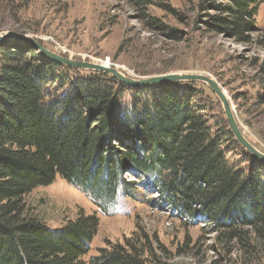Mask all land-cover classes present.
Here are the masks:
<instances>
[{
	"label": "trees",
	"instance_id": "16d2710c",
	"mask_svg": "<svg viewBox=\"0 0 264 264\" xmlns=\"http://www.w3.org/2000/svg\"><path fill=\"white\" fill-rule=\"evenodd\" d=\"M217 8L213 28L244 37L258 0ZM67 70L26 41L0 43V264H156L141 239L86 257L99 224L95 213L58 227L27 217L24 197L56 177L89 194L102 212L122 187L119 176L131 170L154 176L164 201L188 218L200 214L230 227L245 210L264 219L257 169L248 174L227 162L191 82L133 86L156 93L126 110L118 92L127 84L105 72L68 77L61 81L67 91L57 95L53 86Z\"/></svg>",
	"mask_w": 264,
	"mask_h": 264
},
{
	"label": "rangeland",
	"instance_id": "374dc122",
	"mask_svg": "<svg viewBox=\"0 0 264 264\" xmlns=\"http://www.w3.org/2000/svg\"><path fill=\"white\" fill-rule=\"evenodd\" d=\"M228 3L0 0V35L30 36L58 55L109 64L135 80L169 74L210 75L230 98L244 137L264 154V0H258L250 29L241 32L244 37L213 28L212 19L221 14L217 6ZM71 69L54 84L57 95L68 88L61 81L89 71ZM188 85L193 100L205 107L213 131L222 137L227 162L248 174L256 168L264 190V159L250 155L232 133L229 139L223 106L207 85L199 81ZM140 91L125 85L118 92L119 107L132 110L135 103L156 93V89L149 94ZM152 177L125 170L119 176L122 187L105 212L89 194L56 177L50 185L37 187L24 197L25 215L58 227L95 213L99 224L86 257L117 243L124 245L127 239H141L146 243V255L156 264H264V219L245 210L229 221L230 227L200 214L188 218L164 201ZM259 201L264 204V195Z\"/></svg>",
	"mask_w": 264,
	"mask_h": 264
},
{
	"label": "water",
	"instance_id": "95a60500",
	"mask_svg": "<svg viewBox=\"0 0 264 264\" xmlns=\"http://www.w3.org/2000/svg\"><path fill=\"white\" fill-rule=\"evenodd\" d=\"M21 40L26 41L30 43L34 49L39 51L40 53L44 54L45 56L49 57L50 59L69 66L74 69H81V70H89V71H98V72H105L113 77L120 80L122 83L127 85H133V86H154L161 83L166 82H192V81H199L201 83H204L207 85L212 93L216 96V98L220 101V103L223 106L224 114L226 123L228 125L229 130L233 134L235 140L251 155L255 156L259 159H264V154L258 151L254 146H252L247 139L244 137L242 131L240 130L237 121L234 116L233 108L230 103V98L227 96L226 92L220 85V83L213 78L210 75L207 74H195V73H184V74H169V75H163L159 77H151L148 79H139L135 80L128 76H126L124 73H122L120 70L116 69L115 67H108L104 66L101 63H92L87 61H74L70 58H66L65 56L58 55L47 48H45L41 43L34 40L30 36L26 35H18L13 33H4L0 35V43L4 41L9 40Z\"/></svg>",
	"mask_w": 264,
	"mask_h": 264
},
{
	"label": "bare ground",
	"instance_id": "6f19581e",
	"mask_svg": "<svg viewBox=\"0 0 264 264\" xmlns=\"http://www.w3.org/2000/svg\"><path fill=\"white\" fill-rule=\"evenodd\" d=\"M101 64H102V63H101ZM102 65L110 67L109 64H102Z\"/></svg>",
	"mask_w": 264,
	"mask_h": 264
}]
</instances>
